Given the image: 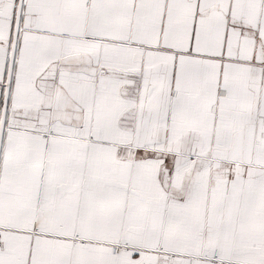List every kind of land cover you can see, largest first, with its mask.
<instances>
[{
    "label": "snow or ice",
    "instance_id": "obj_1",
    "mask_svg": "<svg viewBox=\"0 0 264 264\" xmlns=\"http://www.w3.org/2000/svg\"><path fill=\"white\" fill-rule=\"evenodd\" d=\"M0 264H264V0H0Z\"/></svg>",
    "mask_w": 264,
    "mask_h": 264
}]
</instances>
